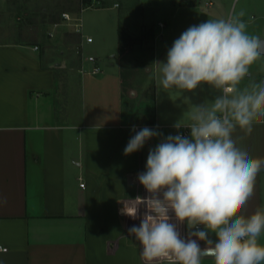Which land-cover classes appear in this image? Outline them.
I'll list each match as a JSON object with an SVG mask.
<instances>
[{
	"label": "crops",
	"instance_id": "crops-1",
	"mask_svg": "<svg viewBox=\"0 0 264 264\" xmlns=\"http://www.w3.org/2000/svg\"><path fill=\"white\" fill-rule=\"evenodd\" d=\"M254 10L261 21L256 35L264 39V0ZM78 30L76 48L86 43ZM172 41L157 33L142 98L126 89L119 59L117 71L106 72L97 62L101 73L92 75L81 60H55L57 44L0 40V264H144L139 243L128 236L136 222L120 213V202L135 198L142 173L138 151L124 155L132 127L176 131L175 124L191 123V104L220 94L206 85L183 94L162 90L159 117L154 63L166 62ZM256 62L264 81V57ZM252 76L239 87H249ZM110 129L116 133L106 134ZM110 135L118 140L119 156L102 148ZM233 137H243L238 146L252 158L264 159V117L253 122L250 134L237 128ZM115 179L123 190L116 191ZM257 209H264V171L245 214ZM259 242L264 244V234Z\"/></svg>",
	"mask_w": 264,
	"mask_h": 264
},
{
	"label": "clouds",
	"instance_id": "clouds-1",
	"mask_svg": "<svg viewBox=\"0 0 264 264\" xmlns=\"http://www.w3.org/2000/svg\"><path fill=\"white\" fill-rule=\"evenodd\" d=\"M244 15L241 10L190 26L168 49L166 62L154 63L158 89L183 94L206 85L220 94L191 104V123L184 126L190 136L132 127L126 156L163 137L137 176L148 195L120 202L122 215L140 219L128 236L139 243L144 264H202L205 257L214 264H264V209L245 214L264 159L252 158L238 146L243 137H233L237 128L250 134L264 117V81L239 87L264 57V39L247 32ZM180 225L187 226L186 237Z\"/></svg>",
	"mask_w": 264,
	"mask_h": 264
},
{
	"label": "rangeland",
	"instance_id": "rangeland-1",
	"mask_svg": "<svg viewBox=\"0 0 264 264\" xmlns=\"http://www.w3.org/2000/svg\"><path fill=\"white\" fill-rule=\"evenodd\" d=\"M258 2L259 0H8L7 2L0 0V9L4 11L0 14V40L11 42L20 40L33 45L47 44V42L57 44L53 53L55 60L78 59L89 70L93 66L86 60L89 56L97 58L98 64L106 72L117 71L120 62L128 81L126 89H134L138 97L144 98L148 94L145 86L150 63L149 55L157 33L161 32V35L174 41L192 25H198L207 19L226 18L233 12L238 13L243 10L245 15L242 19L248 24L247 32L256 35L261 25L259 15L254 10ZM184 5L187 7H183ZM63 14H69L71 21L64 20ZM160 23L164 24V29L159 27ZM75 24H79L80 28ZM76 28L79 29L83 41L88 35L94 39L91 44L78 45L80 54L75 46V42L80 39L75 32ZM119 28H123L129 35L137 38L134 44L124 47L123 50L118 49ZM58 44L64 47L58 49ZM161 47L162 45H159L158 53L161 52ZM62 51L65 52V57L61 55ZM257 69V62L250 66V73L253 76L247 85L261 81L256 73ZM157 72L156 70V75ZM161 97L162 89H158L155 106L160 118L162 117ZM150 101L149 98L143 102V111L151 106ZM159 131L163 133V137L176 135L173 129ZM113 132L116 133L110 129L106 134ZM163 137L148 140L138 151L142 172L146 171L149 150L154 149ZM91 146L97 147V145ZM99 147L101 149V144ZM102 148H106L104 150L108 154L115 153L119 156L121 153L118 140L113 135L108 137ZM112 173L117 177L116 172L112 171ZM114 183L118 186L115 188L116 191L123 190L120 188L121 182L115 179ZM211 238L215 240L214 235ZM202 264H214L213 258L205 257Z\"/></svg>",
	"mask_w": 264,
	"mask_h": 264
},
{
	"label": "built area",
	"instance_id": "built-area-1",
	"mask_svg": "<svg viewBox=\"0 0 264 264\" xmlns=\"http://www.w3.org/2000/svg\"><path fill=\"white\" fill-rule=\"evenodd\" d=\"M117 6V5H116ZM115 6V7H116ZM63 19L70 22L71 21V17L69 14H63ZM76 27H79L78 24H75ZM160 26H162L160 24ZM79 31V30H78ZM51 36V34H50ZM85 42L87 44H90L93 42V39L91 37H85ZM35 49H38L37 47H35ZM78 50V54H80V49L77 48ZM86 60H88V62L92 63V69L91 71L89 72L90 74L92 75H96V74H99L101 73V68L98 66L97 64V58L93 57V56H89L88 58H86ZM184 126H187V125H181V128L177 129L176 128V135L177 134H180V135H183V136H190V129L184 127ZM81 186H83V184H81ZM136 195L135 197L137 196H141V197H146L148 195V193L146 192V190L144 189V187L139 183V181L137 182V188H136ZM144 209H141V213H143ZM135 222H136V226H139L140 224V219L137 218L135 219ZM179 227V230L181 231V235L182 237H186V234H187V226L186 225H180L178 226ZM201 243V246L203 247V242H199Z\"/></svg>",
	"mask_w": 264,
	"mask_h": 264
},
{
	"label": "trees",
	"instance_id": "trees-1",
	"mask_svg": "<svg viewBox=\"0 0 264 264\" xmlns=\"http://www.w3.org/2000/svg\"><path fill=\"white\" fill-rule=\"evenodd\" d=\"M136 41H137V38L129 35L123 28H119V31H118L119 49L123 50L124 47L131 46Z\"/></svg>",
	"mask_w": 264,
	"mask_h": 264
}]
</instances>
